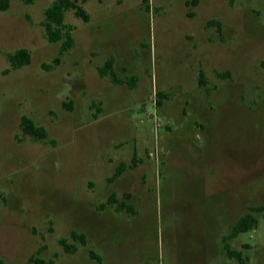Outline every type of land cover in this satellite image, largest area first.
I'll use <instances>...</instances> for the list:
<instances>
[{
  "label": "rangeland",
  "instance_id": "1",
  "mask_svg": "<svg viewBox=\"0 0 264 264\" xmlns=\"http://www.w3.org/2000/svg\"><path fill=\"white\" fill-rule=\"evenodd\" d=\"M188 1L84 0L61 56L53 0L0 12L2 264H241L223 238L255 207L229 245L264 264V0ZM19 49L30 63L11 70Z\"/></svg>",
  "mask_w": 264,
  "mask_h": 264
},
{
  "label": "trees",
  "instance_id": "2",
  "mask_svg": "<svg viewBox=\"0 0 264 264\" xmlns=\"http://www.w3.org/2000/svg\"><path fill=\"white\" fill-rule=\"evenodd\" d=\"M24 4H31L34 0H21ZM149 0H140L141 5L148 9ZM196 0H189L187 6L194 7L196 5ZM84 0H53V2L44 11V20L42 22V27L45 33V39L48 43H60L59 56L67 52L73 45V28L64 22L66 13L71 12L73 16L83 23L89 21V15L83 8ZM9 8V0H0V12H5ZM192 15V14H189ZM210 24L217 26L218 23L211 22ZM9 68L11 70H17L21 67L27 66L30 63V55L24 49H19L12 54L6 56ZM58 59L54 60L57 63ZM110 61L105 62L104 66L98 69L99 75L106 76L109 75L113 83H119L114 73L111 70ZM200 77L202 74L200 72ZM133 85V84H131ZM158 98L160 94H157ZM159 101L157 99V105ZM20 133L31 138L36 142H46L48 140L47 132L44 128L36 126L33 121L25 116H22L19 122ZM52 143V142H51ZM135 164L132 162L129 165L120 163L116 166L112 179L119 177L125 170L133 169ZM111 201V199H110ZM263 209L260 207L249 208L248 213L240 217L237 222L232 226L231 231L227 236L223 238V251L225 257L228 259H234L239 263L243 264L241 259V252L235 251L230 248L229 241L236 238L239 234L251 231L257 225V220L253 216L254 212H261ZM71 238L77 240L81 245L85 244L83 236L76 234H71ZM60 245L64 248L67 253H73L75 248L73 246H68L62 240ZM2 264V261H0ZM34 264H43L42 262H35ZM51 264V262L47 263Z\"/></svg>",
  "mask_w": 264,
  "mask_h": 264
}]
</instances>
